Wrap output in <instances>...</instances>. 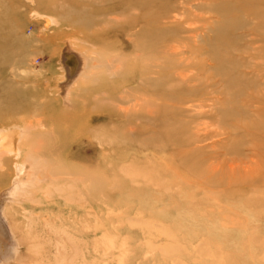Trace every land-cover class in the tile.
Wrapping results in <instances>:
<instances>
[{
  "label": "rangeland",
  "instance_id": "rangeland-1",
  "mask_svg": "<svg viewBox=\"0 0 264 264\" xmlns=\"http://www.w3.org/2000/svg\"><path fill=\"white\" fill-rule=\"evenodd\" d=\"M14 130L15 264H264V0H0Z\"/></svg>",
  "mask_w": 264,
  "mask_h": 264
},
{
  "label": "bare ground",
  "instance_id": "bare-ground-1",
  "mask_svg": "<svg viewBox=\"0 0 264 264\" xmlns=\"http://www.w3.org/2000/svg\"><path fill=\"white\" fill-rule=\"evenodd\" d=\"M64 62L71 64V67H68L66 64L65 68H66L67 75H68L69 79L73 80V78L76 75V70L78 69V66L80 64L83 65V58L80 55V53L75 55L70 50H67L64 54ZM82 65H81V67H82ZM81 70H82V68H81ZM81 70L79 71V73H81ZM79 73H77V76ZM72 80H71V82H72ZM68 82H70V81H68ZM67 88H68V86L66 85V83L63 84L62 89H67ZM145 103H147V102H145ZM14 132H15V130H14ZM14 132L13 133H2V134H0V135H2L1 137L3 138V142H2L3 147L2 148H8V149L16 152L17 155L24 154L25 157H27L26 159L28 160V162H33V161H36L38 158H40L39 156H37L35 149L38 150L37 153L40 156L44 155L45 152L49 153L42 146H36V144H33V145L29 146L31 149H29L28 153L25 154V152H26L25 147L28 146V144L21 143L19 146L17 143L18 138H19V136L17 134L18 132L17 131H16L17 133L16 132L14 133ZM3 156H4V154L0 155V161H1L0 174H1V177L3 176L2 174H3V171L5 170V163H6L4 161ZM28 174H29V172H27V175ZM31 177H33V176H31ZM25 178H27L26 175H25ZM30 178L27 180L29 181ZM24 180H23V178H21L19 181L16 180L15 183H13L14 184L13 187L12 186L7 187V188H5V190L3 189V191L0 192V264H13V263L15 264V262L18 261L20 255H21L22 242L19 239V236L17 233V226H15V224L13 223V221L11 220V218L9 216L8 207H9V204H11L12 200H14V196H16V194L18 195V193L20 194L19 191L22 190L23 189L22 187L26 185L27 181H24ZM21 256H23V255H21Z\"/></svg>",
  "mask_w": 264,
  "mask_h": 264
}]
</instances>
